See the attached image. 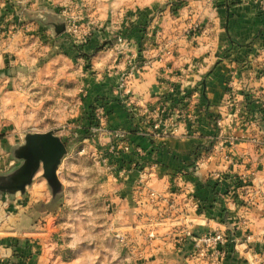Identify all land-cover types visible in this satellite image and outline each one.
I'll list each match as a JSON object with an SVG mask.
<instances>
[{
	"label": "crops",
	"instance_id": "0c3cea01",
	"mask_svg": "<svg viewBox=\"0 0 264 264\" xmlns=\"http://www.w3.org/2000/svg\"><path fill=\"white\" fill-rule=\"evenodd\" d=\"M127 1L128 10L124 8ZM160 1L0 0V32L7 28L5 22L21 21V15L30 22H38L35 17H44L46 12L62 16L61 8L75 2L88 5L87 13L92 18L85 15L86 21L93 20L110 27L116 24L129 26L127 29L131 33L124 36L125 50L116 51L113 46L100 51L92 60L93 86L88 92V98H93L94 102L104 100L109 124L128 131L126 143L129 151L125 155H129V173L124 165V176L115 180L129 181V188L127 183L124 185L129 194L128 198L124 197L126 201L118 200L119 205L110 223H115L117 230L128 235L140 233L147 217H154L157 210L154 202L143 201L139 211L137 191L139 195H146L150 188L161 193L171 192L177 202L184 203L185 196L179 192L189 188L204 212L200 215L197 210H189L193 218L189 225L192 234L198 235L222 224L235 239V248L225 264L249 261L254 248L264 250V202L246 203L241 186L235 182L244 180L252 190L264 189V10L259 8L257 0H211V3L208 0H188L181 6V3L172 6L171 12L168 8L160 11L159 18L153 19L146 27L145 22L150 21L154 13L157 15ZM114 12L124 14L123 18L119 16L122 18L118 20L120 22H111ZM126 16L129 22H126ZM189 26L192 30L187 33ZM152 27L159 32L153 31L155 38L150 35ZM162 34L174 36L176 47L173 54L158 57ZM98 35L93 37V45ZM23 38L25 45L21 50H29L28 38ZM18 39L19 36L10 39L9 35H0V172L16 163L9 149L21 144L25 135L16 133L20 130L17 129L19 116L15 112L20 108L15 107L17 97L10 95L11 84L7 82L13 68L3 61L7 58L6 41L16 46ZM149 40L152 41L147 45ZM141 60L149 63H142L143 67L138 68ZM124 72H129L128 82L119 88L118 82ZM184 73L189 82H196L199 76H203L206 102L201 94L198 95L199 110H187L188 118L181 119L172 133L165 132L151 138L148 135L150 123L141 122L137 117L129 119L124 103L130 101L148 113L166 102H159V96L168 90L170 93L179 90L176 82ZM174 99L173 94L168 99L169 106H175L172 105ZM13 114L16 118H11ZM214 120L218 122V128L214 126ZM100 135L97 139L101 146L98 148L104 149L112 139L104 131ZM213 135L216 142L210 151L194 152L198 142L213 138ZM136 147L150 152V157L155 160L150 164H154V168L145 183H139V172L135 179H131ZM190 162L194 165L187 169ZM60 172L57 171L59 176L63 171ZM64 180L61 178L64 189H67L63 198L66 204L73 199ZM43 187L50 195L48 201ZM55 201L41 178V171L24 192L0 193V264H55L58 254L71 255L65 264H126V258L129 259L127 249L109 239L105 226L103 228L101 224L90 230L74 228L67 220L62 226V243H59L58 228H50L47 223L43 226L42 221L53 216L48 217L49 209L42 206ZM86 201L84 197L83 203ZM37 206L41 207L38 209ZM222 208L226 209L224 213ZM223 216L225 222L221 221ZM247 231L252 235L251 242L244 239ZM158 233L160 237L150 243L148 259L142 264H184L185 257L193 249V239L178 243L179 233L174 222L160 226Z\"/></svg>",
	"mask_w": 264,
	"mask_h": 264
},
{
	"label": "rangeland",
	"instance_id": "374dc122",
	"mask_svg": "<svg viewBox=\"0 0 264 264\" xmlns=\"http://www.w3.org/2000/svg\"><path fill=\"white\" fill-rule=\"evenodd\" d=\"M187 1L161 0V4L158 7L159 10L156 11L157 15L154 13L149 18L150 21L145 22V26L151 25L153 19L157 20L160 16V11L168 8L171 12L172 6H177L180 3L181 6L182 3ZM208 1L211 3V0ZM127 3L124 6L126 10L129 9V1ZM87 6L75 2L61 8L59 12L65 20V29L58 35H55L53 30L49 26L44 25L43 22H30L28 18H23L22 15L20 16L22 18L21 21L5 22L7 28L1 31L0 35L4 34L5 37L9 35L10 39L14 36H19V39L16 42V46H13L10 41H6L5 57L7 58L3 59V61L13 68L11 76L7 77V82L11 84L10 95L17 97L15 107L20 108L15 112L19 116V128L17 129L20 130V132L16 133L52 131L65 143L67 150L58 170L63 171V174L59 173V177L63 180L65 179L64 181L69 185L68 192L73 201L64 203V194L67 189H64V184L60 178L59 180L63 185V195L57 198L55 203L42 206L45 209H49L48 217L53 215L52 218L42 220L43 226H46V223L50 224V228L56 226L58 228L56 234L59 233L57 240L62 243V226L67 223V220H70V224L74 228L90 230L101 224L103 228L105 226L107 237L121 247H125L129 253V249L114 236L111 224L116 228L115 223H110L112 218H114V211L119 205L117 204L118 200L122 198V201H126L124 197L128 198L129 194V190L124 186L127 181L120 182L110 175L113 172L121 170L125 172L126 170V166L116 170L119 167L116 158L125 155V153L114 155L111 151L122 149L123 143H126L128 131L122 127L109 124L107 115L103 112V107L101 108L102 113L99 112L97 107H94L95 118H98V120L103 118V122L101 123L99 120L96 126H92L90 113L91 106H94V100L93 98H88V92L93 86L92 60H94L97 53L113 46H116V51L119 49L125 50L127 42L126 46L123 47L124 36L131 32L127 29L129 26L125 27L122 24L110 27L97 24L93 20L86 21L85 15L91 17L87 13L89 8ZM29 14V18L32 19L31 11H29ZM119 16L123 18L124 14L114 12L111 22L121 20L122 18H119ZM125 18H128L126 22H129V17L126 16ZM73 27L77 29L74 30ZM191 30L192 26H189L186 32L190 33ZM153 31L159 32L156 27H152L150 35L155 38ZM97 34L99 35L95 38V45H93V37ZM23 37L28 38L27 45L30 47L29 50H21V47L25 45ZM159 38V53L156 56L173 54L176 47L175 37L162 34ZM152 40H149L147 45H150ZM16 47L20 49L17 50ZM83 52L88 53L87 60L83 56ZM139 63L137 67L141 68L143 64L149 63V61L141 60ZM137 71L140 72V70ZM98 76L99 74L97 78ZM128 77L129 72H124L121 75L118 82L119 88L126 86ZM179 77V81L176 82L179 90L171 93V90H168L165 95L159 96L158 100L159 102L166 101L163 104L168 107L170 104L168 99L174 94L176 97L174 99L175 104H172L173 102L171 104L175 106L170 105L168 108L177 106L183 108L186 111L183 117L184 120L189 116V111L187 110L192 108L197 111L200 109L201 102L198 99V95H200L202 90H205V80H202L203 76H199L198 81L189 82L185 73ZM121 83H123L122 87L120 86ZM123 100H127V98ZM132 108L137 111L143 109L140 106L138 108L132 105L129 101L130 116L132 118L137 117L141 122L149 123L150 115L147 112L142 111L140 115H135ZM11 118H16V116L13 114ZM216 119L218 120V118ZM213 123L218 128V122L214 120ZM114 128H120L125 131V139L122 140V142H125L122 143L121 140L114 141L110 134V130ZM102 131L109 133L112 139L109 146L107 145L104 149L98 148L101 144L97 138L101 136L100 133L102 134ZM215 135L211 138L214 140V144L216 142ZM112 144L114 147H111ZM103 158H107V162L103 161ZM125 164L129 166V163ZM68 177H70L69 181L66 180ZM235 184L241 186L246 196V203L255 205L259 201L263 200L264 202V189L252 190L251 186L244 180H238ZM140 189L143 190L142 188ZM43 190L44 194L46 192V200H50V195L46 188L43 187ZM84 197L87 200L85 203H83ZM38 198H41V195ZM109 202L111 204L110 213L106 212L105 209L106 204ZM40 207L37 206L38 209ZM61 208H64V210L61 211ZM70 257L71 255L68 254H58L59 259L55 264H65L66 259L68 260ZM126 264H135L130 254L129 259L126 258Z\"/></svg>",
	"mask_w": 264,
	"mask_h": 264
},
{
	"label": "built area",
	"instance_id": "2783aa9c",
	"mask_svg": "<svg viewBox=\"0 0 264 264\" xmlns=\"http://www.w3.org/2000/svg\"><path fill=\"white\" fill-rule=\"evenodd\" d=\"M259 2V8L264 10V0H257ZM76 30V27H73ZM123 86V83L120 84ZM162 102V101H161ZM129 108V103L126 104ZM102 107L98 110L102 113ZM130 110V109H129ZM135 115H140L142 110L133 109ZM103 112L105 113L104 109ZM106 114V113H105ZM150 131L148 135L150 137H159L165 132L172 133L180 120L186 114L183 108L177 106L175 108H168L165 104L160 103L157 108L148 112ZM99 116H101L99 114ZM100 122H103V118H99ZM169 129V131H168ZM110 134L115 140H124L125 131L120 128H114L110 130ZM125 142V141H123ZM122 142V143H123ZM111 147H114L113 144ZM120 147V146H119ZM119 149V148H118ZM135 152L139 155H144L145 152L142 148L136 147ZM129 144L123 143L122 149L117 151H111L114 155H120L122 153H128ZM107 158H103V161L107 162ZM112 165V164H111ZM154 168V164L143 167L139 171V183L147 182V178L150 175L151 169ZM124 174V170L111 173V177H116ZM124 176V175H123ZM138 190V188H136ZM140 189V188H139ZM146 195H139L137 191L136 205L141 211V205L143 201L154 202L156 207V214L152 218H148L146 223L140 227L143 231L135 235H128L124 231L117 230L113 224H111L114 236L117 240L122 242L128 249L131 259L135 264H142L148 259L147 251L150 243L158 239L161 234L158 233L160 226L168 224V226L174 222L176 231L179 233L177 242L181 243L185 239H193V249L184 259V264H225L227 258H229L231 251L235 248V239L229 235L221 224L218 227L211 228L198 235H193L189 229L193 218L189 215V210H197L198 214L203 215L204 212L201 209L199 201L189 191V188H184L179 195L185 196V202L179 203L171 192L161 193L153 188L148 189L145 192ZM136 195V192H135ZM110 202L106 204V212L110 213ZM139 214L141 215L142 212ZM8 214L6 215V217ZM143 216V215H141ZM245 222V221H243ZM246 223V222H245ZM144 227V228H143ZM245 241L251 242L252 235L250 232L244 233ZM239 264H264V250L253 249L252 258L249 261H241Z\"/></svg>",
	"mask_w": 264,
	"mask_h": 264
},
{
	"label": "water",
	"instance_id": "95a60500",
	"mask_svg": "<svg viewBox=\"0 0 264 264\" xmlns=\"http://www.w3.org/2000/svg\"><path fill=\"white\" fill-rule=\"evenodd\" d=\"M35 19L49 26L55 35L61 34L65 29L64 19L56 13L46 12L44 17ZM9 150L16 163L10 169L0 172V193L13 195L24 192L41 171V178L45 180L53 200L63 195V185L57 171L67 150L57 134L52 131L27 132L23 142L10 146Z\"/></svg>",
	"mask_w": 264,
	"mask_h": 264
},
{
	"label": "trees",
	"instance_id": "16d2710c",
	"mask_svg": "<svg viewBox=\"0 0 264 264\" xmlns=\"http://www.w3.org/2000/svg\"><path fill=\"white\" fill-rule=\"evenodd\" d=\"M83 56L85 57V59L87 60V56H88V53H85L83 52ZM205 87V85H204ZM204 89V88H203ZM200 97L202 98L203 101L206 102L207 100V95H206V92L205 90H202V92L200 93ZM104 101V100H102ZM101 99H97L95 102H94V106H91V118H92V126H96L97 123L99 122L98 118L96 119L95 118V111H94V107H103L105 113L108 111L107 110V105L102 102ZM124 107H125V110H126V114H127V117L129 119H133L130 115H131V112L128 108V106L124 103ZM152 138V137H151ZM214 145V140L211 139V138H208L206 139V141H202V142H198L196 145H195V150L194 152H199L201 150L205 151V152H208L211 150V148L213 147ZM150 152H145L144 155H139L137 154L136 152H133V155H134V158H133V161H134V165L133 167L130 169L131 173L133 176H131V179H135L134 176L137 175V173L145 166H148L150 165L151 163H153L155 160H153L152 157H150L149 155ZM129 155H122L121 157H118L116 158V160L118 161L119 163V167L116 169V170H119L121 168H123L124 165H126L125 163H129ZM126 161V162H125ZM132 161V160H130ZM125 162V163H124ZM195 162V161H194ZM194 162H190L189 165H187V169H190V167H192L194 165ZM127 170H129V166H127ZM127 172V171H126ZM129 173V172H128ZM128 179H129V175H128ZM127 184H128V188H129V181H127ZM127 188V189H128ZM225 208H222V212L224 213L225 212ZM221 221L225 222L224 221V216L223 218L221 219Z\"/></svg>",
	"mask_w": 264,
	"mask_h": 264
}]
</instances>
